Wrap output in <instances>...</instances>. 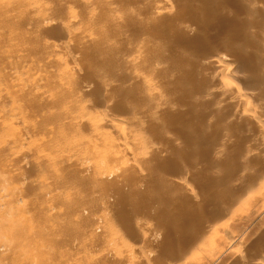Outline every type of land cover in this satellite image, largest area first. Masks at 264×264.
Instances as JSON below:
<instances>
[{"label": "bare ground", "instance_id": "bare-ground-1", "mask_svg": "<svg viewBox=\"0 0 264 264\" xmlns=\"http://www.w3.org/2000/svg\"><path fill=\"white\" fill-rule=\"evenodd\" d=\"M116 1L0 0V264L218 263L216 254L212 256L217 251L207 253L212 257L201 263L200 246L167 247L166 251L180 252L177 263L163 259L155 263L153 251L145 249L146 243L158 244V223L173 239L175 230L193 235L188 224L198 217L203 219L198 230L211 239L210 233L216 236L225 221L234 224L231 205L250 204L245 195H229V182L215 188L212 197L190 186L181 192L168 185L167 181L182 182L189 165L174 151L188 149L185 138L164 126L169 113L183 112L169 99L173 89H160L168 82L166 61L175 62L176 70L195 68L192 74L202 80L212 79L202 72L204 67L215 64L220 69L218 85L193 99L196 112L211 107L217 115L197 119L194 114L191 121L172 122L185 134L211 129L220 142L229 141L228 133L254 131L255 139L235 148L237 156L231 162L239 172L231 177L241 182L242 193L251 192L253 181L264 188V98L241 89L234 78L237 71L249 76L246 69L251 68L254 85L264 87V17L259 16L264 13V0H237L247 10L231 15L230 7L217 0L216 10L203 17V26L212 25L221 15L242 26L258 21V27L220 30L218 44H204L206 55L194 56L187 47L169 52L156 45L142 52L133 46L127 58L120 52L93 50L105 28L93 29L76 13L74 4L88 15L101 16L114 31L137 24L140 18L158 23L173 10L169 0H159L144 8L141 16L122 20L117 9L109 6ZM136 5L128 2L126 8ZM183 14L179 12V19ZM171 28L186 35L196 33L189 26ZM161 33L166 45L172 43L173 34ZM140 40L144 44L148 37ZM219 45L242 49L229 73L221 70L230 61L217 49ZM141 65L153 69L143 70ZM177 90L189 89L182 84ZM113 104L124 115L110 114ZM209 151V161L214 163L221 154L214 144ZM162 160L176 164L174 177L158 166ZM249 161L256 163L254 174L249 170L242 175ZM207 176L214 178L217 173L207 172ZM215 197L223 202L215 213L217 227H211L213 211L192 203L199 198L208 203ZM259 208L264 214V203ZM261 218L246 215L244 221L264 229ZM236 232L223 240L224 255L237 261L250 256L253 264H264V253L242 245L238 239L245 233ZM253 239L250 235L248 241Z\"/></svg>", "mask_w": 264, "mask_h": 264}, {"label": "rangeland", "instance_id": "rangeland-1", "mask_svg": "<svg viewBox=\"0 0 264 264\" xmlns=\"http://www.w3.org/2000/svg\"><path fill=\"white\" fill-rule=\"evenodd\" d=\"M158 1L159 0H117L116 3H112L109 6H114L117 9V14L121 17L122 20H131L133 14H135L136 16H141L144 8L151 7L153 4L158 3ZM169 1L173 10V14L170 15V17L159 20L158 23H149L148 18H140L137 24L133 23L129 26H122L118 31L110 29L108 27V22L101 16H91L85 13L78 3L74 4V10L82 18L87 19L93 29L105 28L104 33L97 35L98 39L96 40L97 44L94 46V51L102 52L103 50L107 49L109 50V52H120L124 55L125 58L130 57V48L133 46H137L138 50L142 52L144 51L146 46L156 45L164 46V48L169 52H174L183 47H187L193 52L194 56H203L208 54V51L204 47L205 43L214 42L218 44L220 42V30L225 28H235L237 30H254L258 27V21L250 23L249 26H242L238 23L236 24L235 22H231V20H228L227 17H223L221 15L216 16L215 23H213L212 25L203 26L201 23L203 21V17L210 16L211 13L216 10L217 0H192L189 3L188 0ZM128 2H134L137 5L135 7H132L131 9H128L126 8V4ZM222 2L224 5H228L230 7L229 15L234 14L239 10H247V6L243 5L241 2L240 5L237 0H222ZM203 5H205L204 8ZM181 11L184 12V14L182 18L179 19L178 14ZM259 16L264 17V13L259 12ZM175 24L193 27L196 33L186 35L174 32L171 27ZM160 32H168L173 34L174 40L172 41V43L166 45L162 33L159 34ZM142 36L148 37V41L144 44L140 40ZM217 49L221 51L223 55L228 57L230 61V63L228 62L226 65H224L221 70H224L226 68L225 71H228L227 73L231 71L230 69L234 70L232 64L239 56L243 55L242 49H233L227 46L221 47L220 45L217 47ZM112 64H116V62H113ZM165 64V77L168 82L167 84L162 85L160 89L166 92L167 89L172 88L173 90L169 95V99L173 103H175L177 107L182 108L183 112L173 111L172 113H169V116L167 117L168 119L164 121V126H166L174 134L185 138L188 149H186L184 152L176 149H174V151L176 152L178 158L182 159L189 165V171L183 178L182 182L174 183L172 181H167L168 185L174 189H180L181 192L185 186H190L195 190L196 193H199L202 196L212 197V191L215 190V188L222 187L224 184L229 182L231 184V193H229V195H245L248 197L250 204L240 206L231 205L230 212L233 214V218L235 220L233 221L234 224L236 223L237 225H230L232 221L231 219H229V221H225V223L221 225L222 227L218 226V230H220L216 232V236L215 233H210L211 239L210 236H208V238L204 237L203 234L198 230L202 226L203 222V219H200L198 217L191 218L188 224L193 229V231H195L193 235H184L182 232L175 230L173 239H171V236L169 238L166 236L170 231H168L162 224L158 223L157 229H159V231L161 232L159 242L156 245L146 243L145 249L147 251H153V261L155 263H159L161 259H163L164 261H169L171 263H177L179 261L180 252L166 251L167 247H175L176 249L182 250H192L196 246H200V249L203 250L202 252L200 249H198V251L202 252L203 254V257H201L202 254L200 255L202 259L201 263L202 261L204 262L205 259L206 263V261L210 257L215 256L216 254L215 257H218L220 259L217 264H253L250 261V256L245 258L243 261H237L232 255H224L222 251L226 247L225 245L226 240L229 239L228 237H232V235L237 233L236 231H238V233L241 234L245 233L244 236H241L240 239H238L242 245H253L255 250L264 253V229L251 227V223H247L246 221H244L246 215H250L258 220H260L261 216L263 218L264 214L261 213L262 209L259 208V206L264 203V188L262 187V189L260 187L259 182L253 181L251 182L253 185L251 192L242 193L241 182L233 180L231 177L232 173L239 172V170H237L231 162L232 158L237 156L235 148L240 144L243 145L246 144L247 141H252V139H255V133L254 131H250L242 135H232L227 132V136H229V141L227 142H220L216 140L215 132L208 128H204L203 131L198 135L194 133H183V131L180 129V126L172 121H191L194 114H196L197 119L200 116L202 118L206 116L217 115L211 107L204 108L203 112L201 113L196 112L193 107V99H195L198 92L207 91L208 89H211L218 85L220 69L215 64L204 67L202 72L206 75L211 76L212 79L202 80L192 74L195 69L193 67L189 71H184L176 70L177 64L171 60L166 61ZM140 68L143 70H152L153 66L141 65ZM246 71H248L249 76H242L241 72H235L234 78L237 86L243 90H251L253 92L259 93V95L264 98V87L258 88L256 87V85H254V81L250 78V73L252 72L251 68H247ZM134 84L140 85L138 81H136ZM182 84L185 85L187 89H189L186 93H182L177 90V87ZM109 113L114 115H124V112H122V109L118 104H113L109 110ZM237 114L238 113H225V116H236ZM131 126H135V124H131ZM147 132L149 133L150 131L147 130ZM163 143L166 144L165 141H163ZM210 144H214L216 146V149L221 154L214 163H210L209 161ZM158 166L165 168L172 177L177 174L176 164H173L167 160L160 161ZM254 169H256L255 161H249L247 167L243 169L241 173L243 175L245 171L250 170L252 171V174H254ZM207 172H215L217 173V176L214 178H210L207 176ZM243 181L245 180L243 179ZM213 199L214 201H210L207 203L203 198H199L196 199L192 204L211 209L213 211V215L210 219V221H212L211 227H213L214 225L217 227L216 222L218 223V220L215 217V213L219 205L218 203H222L223 201L220 202L217 197ZM227 200H229V197L225 199V201ZM258 202L261 203L256 206ZM246 208H250V211H245L244 209ZM228 227L230 229H228ZM231 228L235 230L232 231ZM221 230L223 231V233L221 232ZM218 232L219 235L217 234ZM225 234L226 237L224 236ZM220 235L222 237H220ZM250 235L254 236V239L248 241ZM129 238H131V236H129ZM224 239L226 240L223 241ZM235 244L238 243L236 242ZM221 246L222 248L219 251V248ZM214 251L217 252L212 255ZM207 253L208 255L211 254L212 256H209L208 258L206 255ZM222 255L223 258H221Z\"/></svg>", "mask_w": 264, "mask_h": 264}]
</instances>
